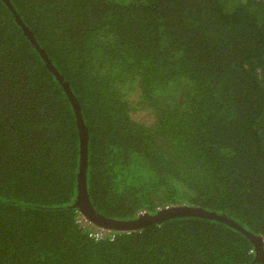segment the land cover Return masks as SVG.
<instances>
[{
	"label": "trees",
	"instance_id": "trees-1",
	"mask_svg": "<svg viewBox=\"0 0 264 264\" xmlns=\"http://www.w3.org/2000/svg\"><path fill=\"white\" fill-rule=\"evenodd\" d=\"M11 3L78 99L100 214L196 206L264 240V0ZM80 161L72 100L0 0V264H253L216 219L96 225Z\"/></svg>",
	"mask_w": 264,
	"mask_h": 264
},
{
	"label": "water",
	"instance_id": "water-1",
	"mask_svg": "<svg viewBox=\"0 0 264 264\" xmlns=\"http://www.w3.org/2000/svg\"><path fill=\"white\" fill-rule=\"evenodd\" d=\"M9 5L10 9H12L18 18L19 22L23 26L26 34L31 38L33 43L36 45L38 51L44 56L49 66L53 69L54 73L58 76L60 82L66 89L69 94L72 103L75 107L78 126L80 128V137H81V167H80V175H79V197L76 199L75 205L79 207V209L96 225L105 227L108 229H117V230H132L139 229L148 224L153 223H161L163 220L175 218V217H185V216H198V217H207L211 219H216L219 221H223L228 223L229 225L236 227L237 229L243 231L255 244L257 256L253 262V264L257 261H261L264 264V244L263 238L256 236L254 233L246 230L241 225L236 223L235 221L229 219L226 216L220 215L218 213L209 211L207 209H203L196 206H173L167 207L165 209L160 210L155 214H141L138 218L132 220H115L109 217H106L100 214L93 206L90 195L88 192L87 186V160H88V133L87 128L85 126L80 105L77 97L73 93L70 84L61 76L59 70L53 65L51 60L46 55L45 51L41 49L36 38L33 33L25 26L23 20L21 19L17 10H15L11 0H5Z\"/></svg>",
	"mask_w": 264,
	"mask_h": 264
},
{
	"label": "rangeland",
	"instance_id": "rangeland-1",
	"mask_svg": "<svg viewBox=\"0 0 264 264\" xmlns=\"http://www.w3.org/2000/svg\"><path fill=\"white\" fill-rule=\"evenodd\" d=\"M136 116L139 117V118H142V119H144V118L146 119L148 114H147V112L142 111V112H137Z\"/></svg>",
	"mask_w": 264,
	"mask_h": 264
},
{
	"label": "built area",
	"instance_id": "built-area-1",
	"mask_svg": "<svg viewBox=\"0 0 264 264\" xmlns=\"http://www.w3.org/2000/svg\"><path fill=\"white\" fill-rule=\"evenodd\" d=\"M84 221H86V220H84ZM88 224V223H87ZM102 230L101 231H94V233H93V235H95L96 237H98V236H100L101 234H102Z\"/></svg>",
	"mask_w": 264,
	"mask_h": 264
}]
</instances>
